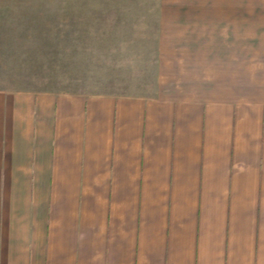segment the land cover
<instances>
[{"label": "crops", "instance_id": "obj_1", "mask_svg": "<svg viewBox=\"0 0 264 264\" xmlns=\"http://www.w3.org/2000/svg\"><path fill=\"white\" fill-rule=\"evenodd\" d=\"M0 264H264V94L0 89Z\"/></svg>", "mask_w": 264, "mask_h": 264}, {"label": "rangeland", "instance_id": "obj_2", "mask_svg": "<svg viewBox=\"0 0 264 264\" xmlns=\"http://www.w3.org/2000/svg\"><path fill=\"white\" fill-rule=\"evenodd\" d=\"M0 89L264 94V0H0Z\"/></svg>", "mask_w": 264, "mask_h": 264}]
</instances>
